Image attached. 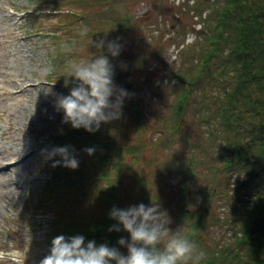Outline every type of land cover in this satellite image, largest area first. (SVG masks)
I'll list each match as a JSON object with an SVG mask.
<instances>
[{"label":"rangeland","instance_id":"obj_1","mask_svg":"<svg viewBox=\"0 0 264 264\" xmlns=\"http://www.w3.org/2000/svg\"><path fill=\"white\" fill-rule=\"evenodd\" d=\"M117 1L118 5H126V0ZM141 1L133 12V17L136 15L139 26L146 31L136 34L137 40H142L144 45L143 50L139 43L133 47L131 53L136 62L132 61L130 66V71L137 78L133 82L115 84L130 93L131 98L124 101L122 117L102 124L98 131H104V136H125L118 144L121 149L117 156L114 149L103 163V168L109 174L115 170L114 165L117 162L127 161V168L123 167V163L120 165V175L109 176L112 180H119L120 188L111 196L115 199L110 200L103 208V204L97 203L95 198L104 183L96 181L87 187L91 193L81 202L74 200L68 208H62L61 204L56 210L44 209L39 202L41 190L51 180L53 172L61 175L60 166L53 168V161H45L41 149L57 146L54 135H63L65 130L77 138L72 143L78 142V139L85 143L89 139L85 130L62 125V113H57L53 104L56 95H68L74 86L71 78L67 76L69 65L73 62L91 61L96 55L93 51L85 52L90 48L87 44L84 45L85 40L81 34H72L73 29H78L81 23L71 16L73 14L68 13L67 10H71V13L78 11L65 4L67 1L0 0V264H39V260L47 254L52 239L61 235L66 225L76 221L81 211L88 210L85 213L87 215H100L109 213L114 206L124 209L131 205H150L153 202L167 214L165 204L174 200L179 203L180 208H197L199 202L196 198L201 196L197 194V190L191 192L188 179H185V184L188 182L186 190L178 188L180 191L176 192L174 189L176 180L174 176H170V172L175 169L177 162H184L188 171L192 169L194 177L209 180L215 186L217 177L207 171L202 173L201 170L191 168L187 162L189 152L180 148V145L183 147L182 139H192L198 132L194 131L196 128L186 125L190 122L182 115L183 112H178L181 114L177 121H181V126L188 127L187 130L179 128L175 130V135L165 134L167 139L164 143L159 140L154 143L147 142L149 137H160L159 129L166 127L164 118L168 117L167 122L174 118V113L168 110L171 100H175L169 88L178 86L174 75H183L180 67L187 63L188 56L193 55L191 52L184 59L179 58L180 50L196 39L194 34L199 31L196 32L195 25L199 27V22L193 24L195 19L192 22L190 17L171 6V3L177 6L178 0H167L161 8L150 5L151 0ZM123 13L124 8L119 6L116 16L122 17ZM192 25L194 31L188 32ZM181 28H187L185 33H188L176 38ZM110 30L113 40L122 37L121 31L112 27ZM155 34L161 36L162 40ZM166 35L165 39L169 38L170 43L182 39L180 46H170L165 43L167 41L163 42ZM97 54L99 55V51ZM46 69H50L47 75L44 74ZM67 79L68 84L65 86ZM169 82L171 86H168ZM136 112L141 114L139 118H136ZM66 138L63 136L60 141L62 146L67 145ZM29 140L31 143H28ZM140 141L143 142L141 148L135 146L132 149L131 145ZM95 143L102 144L96 138ZM75 153L79 161H82V166L78 168L81 171L91 162L99 163L102 155L100 150L95 151L99 156H89L84 149L83 153L80 150H75ZM61 168L65 171L64 167ZM76 171L77 169L71 170L78 173ZM94 172L96 171L91 173ZM143 173L147 180L142 177ZM232 181L233 178H230L229 182ZM141 186L145 188L142 193L138 191ZM108 198L105 194L104 200L108 202ZM190 198L191 204L188 202ZM145 199L149 202H145ZM205 200L208 205L207 196ZM43 204L47 205L49 202ZM207 208L202 203L197 218L198 227L204 222L207 227L205 231L210 230L208 227L211 225V215L220 219L225 212L221 201L217 207L213 204L209 211ZM223 233L220 235L223 236ZM225 233L226 237L230 235L229 231ZM196 234L203 239V243L209 244L207 247L215 248L218 238L213 241L212 233L197 231ZM190 242L201 243L195 238Z\"/></svg>","mask_w":264,"mask_h":264},{"label":"trees","instance_id":"obj_2","mask_svg":"<svg viewBox=\"0 0 264 264\" xmlns=\"http://www.w3.org/2000/svg\"><path fill=\"white\" fill-rule=\"evenodd\" d=\"M58 1H67L65 4L78 11L71 13V10H67L81 23L78 29H73L74 36L82 35L87 29L86 34L82 36L84 45L87 44L90 49L85 52L93 51L97 56L99 50L94 43L104 39L105 35L107 40H113L111 27L123 33L122 37L120 36V43L123 45L120 55L117 58L109 57L110 63L114 65L113 79L115 84L135 81L137 76L130 71V66L136 59L131 51L137 43L143 50L144 43L137 40L136 34L146 31L139 26L133 12L142 1L126 0V5H118L117 0ZM165 1L167 2L151 0L150 5L161 8ZM171 4L177 11L190 17L192 22L196 18L193 24L200 22V29L199 33L194 34L196 39L180 50V60L191 52L193 55L187 57V63L179 65L183 75H174L178 86L169 88L175 100H171L168 110L174 113V118L168 122V117L164 118L166 127L159 129L160 137H149L147 142L154 143L159 140L164 143L167 139L165 134L175 135V130H187L189 126L196 128L194 131L198 132L192 139L181 140L183 147L180 145V148L189 152L187 162L191 168L201 170L202 173L207 171L216 176L217 181L213 186L209 180H200L194 177L192 169L187 170V164L177 162L175 169L170 172V176H174L176 180L175 191L186 190L188 182L185 184V179H188L191 192L197 190L201 198H196L199 202L197 208H180L176 200L165 204L168 211V227L173 232L179 230L190 241L192 238L201 241L192 242L197 253L205 254L199 264H264V0H183L177 6ZM119 6L124 8L122 17L115 14L119 11ZM190 28L188 32H193V25ZM186 30L187 28H181L176 38L187 34ZM155 36L162 40L158 34ZM165 38L167 35L163 37V42L167 41L165 43L170 46L179 45L182 40L170 43V39ZM104 54L107 55L106 50ZM141 63L145 66V62ZM119 64L122 65L119 67ZM169 84L168 86H171ZM178 112H183L182 115L189 119V125L186 123L188 127L185 125L187 128L180 125L181 121H177L181 114ZM136 114V118L141 116L138 112ZM60 117L62 118V114ZM63 136L67 137V145L82 153L83 149L89 147H94L95 151L100 150V162H91L84 166L82 171L77 169L78 173H73L67 168L64 171L60 166L61 175L53 172L51 180L41 190V207L57 210L58 206L63 204L62 208H68L72 202H81L86 198L91 193L87 187L99 181L104 184L97 191L95 201L103 204L104 208L110 200L115 199L111 196L120 188L119 180H112L110 174L112 177L120 175V165L123 163V167L127 168L128 163L126 160L117 162L114 165L117 173L113 170L109 174L103 168V163L114 149L117 156L121 149L118 144L125 136H104V131H96L88 133L89 139H86L85 143L79 139L78 142L72 143V140L77 138L65 130L63 135H54L57 146H62L60 141ZM95 138L101 140L102 144H96ZM142 143L140 141L132 144V149H135V146L141 148ZM94 155L99 156L97 153ZM81 166L82 161L78 168ZM94 170L96 172L91 173ZM142 177L147 180L145 173ZM230 178H233L232 183L229 182ZM144 190V186L138 187L139 192ZM105 194L109 196L108 202L104 200ZM66 196L73 197L65 198ZM205 196L209 201L208 205ZM191 201V198L188 199L189 204ZM219 201L225 207L224 216L218 219L211 215L209 231H205L207 227L204 222L199 228L197 218L202 203L209 211L213 204L217 207ZM47 202L49 204H43ZM145 202H149L148 199H145ZM87 211L79 212L76 221L66 225L61 235L69 237L80 234L85 237L86 242L95 240L97 245L107 243L110 247L119 248L117 241L121 237L127 238L128 234L108 231L115 223L109 219V213L87 215ZM197 231L212 233L213 241L218 238V242L214 244L215 248L207 247L209 244L203 243V239L196 234ZM227 231L230 232L228 237L225 233ZM221 232H224L223 236L220 235ZM157 247L162 248L163 244ZM119 250L127 254L125 248Z\"/></svg>","mask_w":264,"mask_h":264},{"label":"clouds","instance_id":"obj_3","mask_svg":"<svg viewBox=\"0 0 264 264\" xmlns=\"http://www.w3.org/2000/svg\"><path fill=\"white\" fill-rule=\"evenodd\" d=\"M86 32L87 29L82 35ZM120 40V37L107 40L105 35L104 39L94 43L99 55L91 61L69 65L67 76L74 86L68 95H56L53 104L55 111L63 114L62 125L92 134L99 131L102 124L122 117L124 101L131 98V94L115 85L114 66L109 59L120 55L123 47ZM49 71L46 69L44 74ZM67 84L68 79L65 86ZM95 150L89 147L84 152L91 156ZM41 155L45 161H53V168L62 166L76 170L79 167L80 161L71 145L43 148ZM109 219L115 221L109 232L123 231L128 234L127 238L121 237L117 241L119 248L110 247L107 243L97 245L95 240L86 242L80 234L69 237L58 235L52 239L47 254L39 260V264H199L204 259L205 254L197 253L195 245L179 230L172 232L169 229L168 216L157 203H141L124 209L114 206L109 212ZM161 244L162 248L157 247ZM120 248H125L127 254L122 253Z\"/></svg>","mask_w":264,"mask_h":264},{"label":"water","instance_id":"obj_4","mask_svg":"<svg viewBox=\"0 0 264 264\" xmlns=\"http://www.w3.org/2000/svg\"><path fill=\"white\" fill-rule=\"evenodd\" d=\"M181 125H182V123H181Z\"/></svg>","mask_w":264,"mask_h":264}]
</instances>
